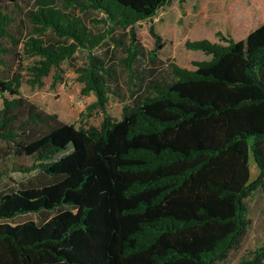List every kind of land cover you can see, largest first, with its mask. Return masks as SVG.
Segmentation results:
<instances>
[{
	"label": "trees",
	"instance_id": "obj_1",
	"mask_svg": "<svg viewBox=\"0 0 264 264\" xmlns=\"http://www.w3.org/2000/svg\"><path fill=\"white\" fill-rule=\"evenodd\" d=\"M58 1L35 0L22 12L24 31L0 8V67L21 65L22 45L33 58L28 83L43 86L54 70V88L62 64L86 52L77 80L82 95L96 97L89 112L104 116L87 128L65 122L22 93L21 70H0V159L30 160L0 180L13 172L47 180L0 189V264L226 261L251 225L245 199L264 192V23L240 40L187 41L210 56L195 69L169 62L137 71L143 59L156 61L162 36L151 25L148 50L135 26L172 0ZM87 12L97 13L93 27ZM104 44L125 56L99 52ZM120 66L133 99L115 118L107 104L119 94ZM237 264H264V243Z\"/></svg>",
	"mask_w": 264,
	"mask_h": 264
},
{
	"label": "rangeland",
	"instance_id": "obj_2",
	"mask_svg": "<svg viewBox=\"0 0 264 264\" xmlns=\"http://www.w3.org/2000/svg\"><path fill=\"white\" fill-rule=\"evenodd\" d=\"M35 0H0V8L11 11L15 16L14 30L24 31L22 25V12L34 4ZM60 2V0L58 1ZM81 14V13H80ZM96 12H87L83 17L87 23L93 27L91 17L96 16ZM264 23V0H172L170 5L159 9L152 19L140 20L136 24V34L141 44L146 49H152L155 45V38L150 31V26L154 25L156 31L162 36L160 49L156 61L151 63L148 59H143L137 64V71L150 66L160 70L169 62L195 69L196 62L209 59L201 49H193L187 46V41L208 39L212 42L226 43L222 36H231L236 40L244 39L249 32L260 24ZM126 39L125 36H123ZM21 65L14 64L11 69H2V74H7L12 70H21L23 83L22 93L29 99L38 103L48 112H53L58 117L69 123H74L78 127L87 128L90 125L99 126L103 119V112L99 109L88 110V105L95 100V95L88 96L81 94L83 83L77 80L78 73L75 67L81 66L87 59V53L79 51L73 59L62 64L63 80L58 82L53 88L51 86L52 74L54 70L44 78L43 86H32L28 83L30 74L25 68L32 63L33 58L23 52L22 45H19ZM108 50L107 56H114L118 61L125 56L123 49L104 44L98 49L99 52ZM9 66L14 62V56L7 58ZM11 74V73H10ZM145 80L151 76L145 75ZM119 94H111L107 104L108 112L115 118H121L123 105L132 102L131 84L128 71L120 66ZM2 98L0 97V107ZM3 143L0 142V147ZM13 162L29 163L26 157H7L0 159V172L10 169ZM252 178L256 176L258 168L251 161ZM12 178L4 176L0 180V189L16 188L19 181L31 180L35 184H41L46 178L36 173L22 174L13 172ZM1 179V178H0ZM248 207V217L250 218L249 231L244 236L240 245L234 248L228 259L219 264H237L238 261L250 254L258 245L264 243V192L259 189L245 199ZM35 217L34 214H31Z\"/></svg>",
	"mask_w": 264,
	"mask_h": 264
}]
</instances>
